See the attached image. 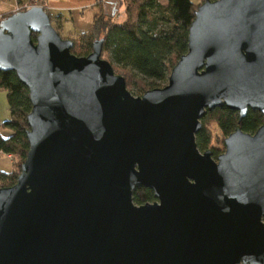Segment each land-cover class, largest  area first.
<instances>
[{
    "label": "water",
    "instance_id": "water-1",
    "mask_svg": "<svg viewBox=\"0 0 264 264\" xmlns=\"http://www.w3.org/2000/svg\"><path fill=\"white\" fill-rule=\"evenodd\" d=\"M72 46L42 7L0 20V71L31 107L0 187V264H264V122L216 159L195 144L205 111L264 117V0L201 3L166 85L137 97L102 40ZM135 187L155 200L134 204Z\"/></svg>",
    "mask_w": 264,
    "mask_h": 264
},
{
    "label": "trees",
    "instance_id": "trees-1",
    "mask_svg": "<svg viewBox=\"0 0 264 264\" xmlns=\"http://www.w3.org/2000/svg\"><path fill=\"white\" fill-rule=\"evenodd\" d=\"M197 7L193 0H166L165 5L158 0H126L124 19L119 23L96 10L90 28L72 39L70 52L77 57L87 56L93 43L102 40L101 56L105 55L112 68L124 78L128 90L135 85L142 95L166 82L172 67L186 53L188 28ZM45 11L49 15V11ZM31 38L34 40L35 35ZM0 89L6 92L9 112L8 119L0 121V155L17 159L9 172L0 171V187H9L15 183L28 151L26 116L31 107L27 89L13 72L0 71ZM238 119V112L224 105L205 111L200 119V130L195 135L198 151L211 150L214 159L221 152L213 145L215 137L211 125L220 134L219 143L224 147V139L237 125L243 132L253 134L264 122L262 114L252 110H248L239 123ZM2 130L7 131L5 136L1 134ZM154 200L153 192L148 188L135 187L132 192V201L136 205Z\"/></svg>",
    "mask_w": 264,
    "mask_h": 264
},
{
    "label": "rangeland",
    "instance_id": "rangeland-1",
    "mask_svg": "<svg viewBox=\"0 0 264 264\" xmlns=\"http://www.w3.org/2000/svg\"><path fill=\"white\" fill-rule=\"evenodd\" d=\"M51 1H55L57 4V0H0V5H10L12 6V10L8 11L6 14H3L0 16V20L3 19L6 16H9L10 14L16 12V11H24L26 7L33 5V6H41L42 8L46 9L49 7L48 2L51 3ZM74 1V6L77 4V0H60L59 4L62 6H71L70 4H73ZM95 1V0H91ZM101 1V2H100ZM161 4L165 5L166 0H158ZM109 2V3H108ZM194 4L200 5L201 3L204 2V0H193ZM99 4V5H98ZM98 6V7H97ZM125 6H126V0H96L95 1V11L100 10L103 11L104 14L108 17H112V21L119 23L124 19V11H125ZM49 9V8H48ZM75 10V9H74ZM86 10L83 7H80L79 13L78 14H85ZM69 11L67 10L66 12L62 13L63 15V20H62V30H59L58 23L56 22L55 19H53V14L52 12H49V15L51 16V25L55 29V31L58 33V35L62 39H69L72 41V39L76 38V35L82 32L83 30L78 29L76 26H74L71 22ZM72 14V13H71ZM94 16V15H93ZM93 20V18H92ZM92 25V23H91ZM70 32L72 35H67L66 32ZM102 59L108 61L105 55L101 56ZM109 62V61H108ZM110 63V62H109ZM114 73L116 75H120L119 72L113 67L112 68ZM167 83H159L161 88L165 86ZM128 90V89H127ZM133 96L137 97L140 96L139 93L137 92V87L135 85L132 86L130 90H128ZM9 117V112H8V107H7V101H6V92L2 89H0V120H6ZM210 130L212 132V135H214L215 138L213 139V145L216 149L221 150L219 154H221L224 151V147H222V144L219 143L221 136L220 134L216 131V128L214 125L210 126ZM7 131L2 130L1 134L5 136ZM214 159V158H213ZM17 159L12 158V157H7L5 155H0V171L2 172H9L10 169L13 168V165L16 163ZM1 185V183H0Z\"/></svg>",
    "mask_w": 264,
    "mask_h": 264
},
{
    "label": "crops",
    "instance_id": "crops-1",
    "mask_svg": "<svg viewBox=\"0 0 264 264\" xmlns=\"http://www.w3.org/2000/svg\"><path fill=\"white\" fill-rule=\"evenodd\" d=\"M60 0H57V4L55 1H51V3L48 2L49 5V12H52L53 14V19L56 20L58 23L59 30H62V20H63V15L62 13L66 12L67 10L69 11L70 19L71 22L74 26H76L78 29L86 31L90 28L91 23H92V18L95 13V1L91 0H77V4L74 6V1L73 4H70L71 6H62L59 4ZM80 7H84L86 12L85 14L83 13L78 14ZM75 9V10H74ZM12 10V6L10 5H0V16L3 14H6L8 11ZM72 13V14H71ZM66 34L72 35L69 31L66 32ZM1 121V120H0Z\"/></svg>",
    "mask_w": 264,
    "mask_h": 264
},
{
    "label": "built area",
    "instance_id": "built-area-1",
    "mask_svg": "<svg viewBox=\"0 0 264 264\" xmlns=\"http://www.w3.org/2000/svg\"><path fill=\"white\" fill-rule=\"evenodd\" d=\"M33 5H30V6H28V7H26L25 9H28V8H30V7H32ZM36 6V5H35ZM41 7V6H40ZM44 9V8H43ZM44 10H49L48 8H46V9H44ZM7 157H9L10 158V156H7Z\"/></svg>",
    "mask_w": 264,
    "mask_h": 264
}]
</instances>
